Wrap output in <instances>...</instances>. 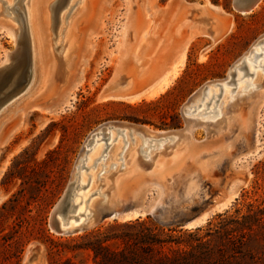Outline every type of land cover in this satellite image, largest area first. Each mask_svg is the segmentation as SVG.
Masks as SVG:
<instances>
[{"label": "rangeland", "instance_id": "1", "mask_svg": "<svg viewBox=\"0 0 264 264\" xmlns=\"http://www.w3.org/2000/svg\"><path fill=\"white\" fill-rule=\"evenodd\" d=\"M78 1L55 0L40 25L44 36L41 43L43 67L48 73V84L31 97L25 94L18 98L30 78V67L26 66L19 73L22 75L27 68L26 81L0 105V208L22 188L27 189L26 196L29 193L38 196L31 204V213L26 214L27 221L20 227L12 229L14 217L5 222L2 229L0 226V239L6 234L9 239H33L25 247L19 264L25 263L26 252L33 243L41 245L44 264H65V259L72 255L65 247L75 244L72 239H83L84 235L93 231L106 233L115 223L141 218L148 224L166 229H194L206 225L217 214L227 210L233 212L245 201L263 199L264 80L259 85L256 83L257 88L240 106L227 107V103L225 105L222 101L224 92L216 107L213 100L212 105L207 107V113L202 112L204 103L208 102L207 98H203L206 94L203 92L202 100L201 96L192 100V105H199L191 108L197 115L190 116V121L184 118L182 107L205 84L229 79L232 67L249 55L250 49L254 48L250 58L255 53L258 55L254 63L249 58L246 60L248 71L252 74H247L237 83L232 74L230 85L223 86L229 91L236 85L245 86V81H253L256 70L264 77L261 68L264 66V40L256 45L264 38V0L257 10L246 14L234 11L232 0H217V4L212 0H85L83 9L76 13ZM28 2L0 0V19L7 22V28L18 31V39L15 40L8 34L0 36V65L5 62L6 54L18 48L32 50ZM44 2L45 9L48 1ZM71 13L77 15L74 24L78 38L75 68L83 70V80L68 104L69 91L67 87H61L56 67L61 66L63 56L64 37L59 34L61 25L64 24L65 28ZM205 15L219 20L218 23L224 27L218 37H211L199 26L208 20ZM194 28L197 32L191 33ZM201 31L204 35L194 37ZM146 39L162 45L160 54L145 53L147 45L139 58L141 44ZM11 60L7 68L0 69V75L15 66L16 61ZM258 63L260 66L254 67ZM246 71L242 69L236 74L240 76ZM124 80H127L126 83L129 80L128 90L120 87L105 93L106 88ZM210 89V94L221 93L219 85H212ZM257 91L260 93L257 94ZM239 93L236 88L231 96L237 94L238 100L241 97ZM14 99L17 102L9 106ZM151 102L158 103L143 105ZM128 105L143 107L133 112ZM213 108L223 113L219 124L222 129L212 120L200 116L214 115L209 113ZM130 115H137L140 120L134 122L125 118ZM173 116L176 118L173 119ZM127 123L158 134L191 129L193 145L183 158L189 173L175 178L178 164L171 159L167 160L163 170L151 172L148 170L151 163L145 159H151L161 148L170 150L175 142L182 139L184 131L150 136L141 128L118 125L98 131L106 124ZM117 129L125 132V138ZM88 139L91 141L85 147ZM115 143L122 145V157L126 162L130 148L138 144L137 158L146 170L141 169L112 182L110 189L115 191L119 205L103 209L104 178L113 181V177L122 171L124 162L120 154L111 165V155L117 147ZM159 144L162 146L159 147ZM92 146H102L107 158L101 160L99 156L98 160L90 161V155L92 157L95 150ZM26 148H31L30 154H35L29 165L46 161L45 172L49 177L30 173L32 180L27 184L19 178L4 183L15 158ZM50 152L51 155H48ZM79 158H83L82 164L75 170L76 175L72 179L75 185L70 188L69 200L73 206L68 207L64 217L59 216L63 218L62 222L67 223L66 226L72 222L78 228V224L87 220L92 210L91 200L98 199L100 203L96 209L100 218L94 226L81 229L76 234L57 235L49 228V215L66 190ZM93 173L96 174L97 186L86 194L91 188ZM37 179L47 182L41 192L33 191ZM109 211L116 216L103 219ZM63 249L58 254V250ZM84 256L81 254L74 261L93 264L91 254L87 259Z\"/></svg>", "mask_w": 264, "mask_h": 264}, {"label": "trees", "instance_id": "2", "mask_svg": "<svg viewBox=\"0 0 264 264\" xmlns=\"http://www.w3.org/2000/svg\"><path fill=\"white\" fill-rule=\"evenodd\" d=\"M212 1L218 3L217 0ZM158 102L143 105L151 106ZM143 105L128 107L138 112ZM125 118L134 122L140 120L137 115ZM30 149L26 148L15 158L5 175L4 183L19 178L23 184H27L32 180L30 173L49 177L45 172L48 166L46 161L29 165L35 155L30 154ZM37 168L41 170L37 171ZM35 182L37 186L33 191L37 192H41L47 184L38 179ZM26 190L20 189L1 206V229L13 217L14 230L27 221L26 214L31 213V204L38 196L33 193L26 196ZM233 210L217 214L206 225L194 229H166L148 224L141 218L115 223L106 233L93 231L84 235L83 239H72L75 244L65 247L72 254L65 259V264H78L74 258L81 254L85 255L84 259L91 254L93 264H264V197L261 200L245 201L241 207ZM9 238L7 234L1 236L0 264H19L25 247L33 239ZM63 251L58 250V254Z\"/></svg>", "mask_w": 264, "mask_h": 264}, {"label": "bare ground", "instance_id": "3", "mask_svg": "<svg viewBox=\"0 0 264 264\" xmlns=\"http://www.w3.org/2000/svg\"><path fill=\"white\" fill-rule=\"evenodd\" d=\"M44 1H46V0H29V2L27 3V7H28V10H27L28 11V18L27 19H29L28 20L29 21V23H28L29 24V32H30L29 33V37H30V43L32 44V50L30 48L27 49V50L26 49L24 50L23 48H18L13 53L6 54L5 62L3 64L1 63L2 65H0V69L1 68H7V65H9V62H10L11 59H12L11 61H13V62L17 61V66H18V64H20V68H18V72H17V79H20V81L23 79V83L26 81V70H27L28 66L30 67V78H29V80L27 82V85H26V87L24 89V92L20 96H18V98L21 97L22 95L25 96V94H26V96L28 95V96L31 97V95H34L37 92L41 91L44 88L45 84L47 83L46 81H47L48 73L44 70V67H43L44 58H43V52H42V49H41V43L44 40V36H43V34L41 32V26L40 25L42 23L43 17H45L49 13L50 4L52 2L54 3L55 0H47L48 4H47L45 9H44V6H45V2ZM78 2H79V4H78V8L76 7L77 8L76 13L80 12L83 9L84 5H85V0H80ZM262 2H263V0H260L252 11L257 10L261 6ZM252 11H250V12H252ZM73 12H74V10H73ZM250 12H247V13H250ZM242 14H246V13H242ZM71 15H72V13H71ZM71 15H70V17H71ZM76 16L77 15H74V16L72 15V17L70 19L68 18L69 20H67V25L64 28L63 27L64 24H62L61 25L62 27H61V30H60V33H59V34L63 35V37H64V45L62 47V49H63L62 64H61V66L57 65V67H56V76H58V74H59V77H60V80H61V83H62L61 87L65 86V87H67V90L69 91L70 99L68 101V104L71 103L70 100L73 99L74 92L79 88V86L81 85L82 80H83V70L81 68L80 69H76L75 68L76 67L75 66V59H76V54H77L76 52L78 50L77 49L78 48L77 47L78 38H77V36L75 34V31H74V24H75ZM205 17H207V15H205ZM207 18H208V20H206L207 23L205 21L203 25L200 24L199 26L203 27V29L205 30L206 33L208 31V33L211 35V37H213V38L218 37L222 33V31L224 30V27L220 25V22L218 23L219 20L217 21V20H215V18L210 17V16L207 17ZM62 23H63V21H62ZM6 24H7V22H4V21H2L0 19V36L3 35V34H8L14 40L18 39V31H17V29L15 28L14 31H13L12 27H11V29L9 27L7 28V26H9V25H6ZM62 30H63V32H62ZM199 30H200V28H199ZM263 40H264V38L259 40L256 43V45L261 43ZM141 45H143V44H141ZM139 52H137L138 56H139ZM253 52H254V48L250 49L249 55L253 54ZM14 54H15V56H13ZM21 55H23L25 57L24 62H22V63L20 62ZM249 55H245L244 57H242V59L240 61H238V63H236L232 67V71L229 74V79H230V76L233 74L235 76V80H234L235 83H237L238 81L242 80L247 74H249V75L252 74V73H250V71H248V64H247L246 60L249 58L253 62L254 59L258 55L255 53L254 57H252V58H250ZM138 56H136V57H138ZM26 66H27V68L23 70V74L19 75L20 71ZM259 66H260L259 63L258 64H254V67H259ZM261 68L264 70V66H261ZM242 69H245V70L247 69L246 73L241 74L240 76L238 74H236L237 71L240 72ZM251 70H253L252 67H251ZM253 75L254 76H253V81L252 82H250V81L246 82L245 81V86H241V85L237 86L236 85L230 91L229 90H225L226 87L223 86V85H228L229 84L230 80L227 79V78L224 79V80H221V81H213V82L205 84L206 85L205 86V90L204 89H199L193 95V97L191 98V102H189L186 105V107L183 110L185 112H183V113H185V115H187L189 117L192 116L193 114L195 115V112H193L191 108H193L194 106L199 105L198 103L192 105V102H194L192 100H194L197 96H199V97L201 96V100L203 98H207L208 102L204 103V108L201 110L202 112L207 113L206 110H207L208 105H210L211 102L214 100V102H213L214 103V107H216L219 99L221 98V94L224 93V92H225V96L222 95V96H224L222 98L223 99L222 101H224L225 105L227 103V107H232L235 104H236V106H240L242 103H244V101H246L245 100L246 97L247 98L250 97L249 95L251 94V92L257 88L256 83H258V85H259L264 80V77L261 75L259 70L258 71L256 70L255 73L253 72ZM4 78H5V74L4 75L3 74L0 75V81H3ZM129 80H128V83H126L127 80H124L125 83L124 82L123 83L117 82L115 84H112L111 86L106 88L105 93H107L109 91H114L115 89H118L120 87L121 88L123 87V89H125V90L127 89L128 90ZM14 82H16V81H14ZM133 83H134V80H133ZM212 85L213 86H218V85L220 86V89H221V93L219 92L220 95L218 93L217 94H210L211 91H212L210 89V87ZM236 88L239 89V91H240L239 94H241V97L238 100H236L237 94L235 96H231V93ZM247 88H248V90H246ZM129 90H130V88H129ZM203 92H206L205 97L202 96ZM259 93L260 92H258L257 94H259ZM256 96H258V95H256ZM228 97L230 98V101L227 102ZM16 99L12 100L10 102L9 106H11L13 103L15 104V102H17ZM225 105H224V107H225ZM209 113H213L214 115L209 116V117H205L203 115H200V116L202 118H204V119L212 120V122H214V124H216L217 127L220 126L219 128L222 129L223 128L222 125H219V124L221 122L220 120L223 119V117H222L223 113H221L220 111L215 110V108L210 109ZM196 115H197V113H196ZM128 124L129 123L120 124L118 126H130L132 128H134V127L137 128L138 127V128H141L142 132H144L145 134L150 135V136H160V135H165V134L166 135H168V134L173 135L176 132L184 131L182 129V130H178V131L160 132L161 134H158L157 132L150 131V130L142 127V126H138V125L135 126V125H128ZM116 126L115 125H109V126H107V128L111 129V128H114ZM102 130H104V128L100 129L98 131H102ZM117 131H120V130L117 129ZM100 134L102 135V133H100ZM120 134L122 135L123 138H125L126 134H125L124 131H120ZM91 135H97V134L96 133L95 134L92 133ZM91 135H90V137H91ZM89 140L91 141V139H88L86 141V143H85V147H88ZM124 141H125V143L127 145L126 139H124ZM136 142L137 141H135V143ZM175 143H174V146L172 148H170V150H166V149L161 148V150L158 151L157 154L153 155L151 157V159L146 156L147 158H145V159L150 161V163H151V166L148 169L149 171L155 172V171L163 170L167 160L171 159L175 163L178 164L177 165V169H176V174H175L176 177L175 178L180 177L182 173H189L187 171V169L184 167V162L183 161H185V160L183 158L188 155L189 150H190V148L193 145L191 129H188V130L185 129V131L182 133V139L179 142H177L176 144ZM138 144H135V146L132 145L133 147L130 148V151L128 152L127 162L122 157L123 152L121 150L122 149L121 148L122 147L121 144H120L121 146H118V144H116L117 147L114 148V151L112 150L113 153L111 152L112 155H111V160H110V161H112L111 165H112V163H114L117 160V157L120 154H121V157L124 160V162L121 165L122 166V171L120 173H117L113 177V179H112L113 181H111V179H109L108 177L104 178V185L106 186V188H104L105 190L102 191V195L105 197V199H103L101 201V203H102L101 204V208H103V209H105V208H115V207H118V205H119V203H118L119 200H118V198L116 196L115 191L110 189V185H111L112 182H117L121 177H124L127 174H130V173H133V172L136 173L139 170L144 169V168H142L144 166L142 165V163L137 158ZM99 145H102V144L99 143ZM144 145H146V143H144ZM97 146L96 147L92 146V148H95V150L92 153V157L90 155V158H91L90 161L95 159V158H97V157H99V156H100L101 160H105L107 158L106 154H105L106 150L102 149V146H99V147H97ZM161 146H162V144H159V147H161ZM82 160H83V158H81V159L79 158L77 160L76 164H75L74 172H73L72 177L70 179V183L72 185H75V182L72 181V179H74V176L76 175L75 170L82 164V162H81ZM97 160H98V158H97ZM108 165H110V162H108ZM144 170H146V169H144ZM92 176H93L92 184L90 183L91 188L89 190H87L86 194L90 193L97 186V182L95 181L96 174L93 173ZM168 181H171V180H168ZM114 185H115V183H114ZM111 188H113V187H111ZM113 189H115V188H113ZM106 192H107V194H106ZM93 200H91V203H90V208L92 210L89 212L90 214H88L89 216H88L87 220L82 221V222H85V223L80 222L81 224H78L79 230L84 229L86 227L94 226L99 221L100 214H99V210L96 209V206L99 205L100 200H98V199L95 200V201H93ZM70 205H71V200H70ZM71 206H73V205H71ZM117 214L119 215V213H117ZM59 215L60 214H58L56 216V218L59 221L60 228H62L63 230H74V229L77 228V227L75 228V224H73V225L71 224L72 222L69 223L68 226H66L67 223L65 221L62 222ZM115 216H116V213H114V215L110 216V218H113ZM195 222H197V221H195ZM35 244H37L36 247L31 244L32 246L27 250L28 252L26 254L27 256L25 258V263L24 264H44L42 247L38 243H35ZM34 247L36 249L35 252H31L30 249L32 250Z\"/></svg>", "mask_w": 264, "mask_h": 264}, {"label": "water", "instance_id": "4", "mask_svg": "<svg viewBox=\"0 0 264 264\" xmlns=\"http://www.w3.org/2000/svg\"><path fill=\"white\" fill-rule=\"evenodd\" d=\"M259 1L260 0H232V9L238 13H247V12L252 11ZM24 59H25V57L23 55H21L20 62L21 63L24 62ZM18 68H20V64H18V66H17V61H16L15 66L13 68H10L9 70H7L4 73L5 74L4 80L0 81V105H2L7 99L12 97L14 92L18 88V86L23 84V79L21 81H20V79H17ZM14 81H16V82H14ZM205 86L206 85L202 86L200 89L205 90ZM189 102H191V99H190V101H188V103ZM188 103H186L182 107V113L185 112L183 110ZM183 116L187 121H190L189 116L185 115V113H183ZM109 125H119V124H106V125L101 126L100 129H103V128L105 129ZM71 186H72V184L69 182L66 190L62 194L61 198L53 206V208L50 212V215H49V228L53 233H55L57 235H73V234H76L80 231L79 228H76L74 230H63L62 228H60L59 221L56 218V216L58 214L63 215V217H64L65 212L67 211L68 207L70 206L69 197H70ZM106 215H108V216H106ZM106 215L104 216L103 219L114 215V213H113V211H109V212H107ZM61 219H63V218H61ZM32 245H34L35 247L37 246V244H35V243H33ZM35 247L32 250L30 249V251L35 252V250H36ZM22 264H24V261Z\"/></svg>", "mask_w": 264, "mask_h": 264}, {"label": "crops", "instance_id": "5", "mask_svg": "<svg viewBox=\"0 0 264 264\" xmlns=\"http://www.w3.org/2000/svg\"><path fill=\"white\" fill-rule=\"evenodd\" d=\"M214 8H217V6L214 7ZM196 30H197L196 28L192 29V30H191V33H195ZM200 35H204V34L202 33V31H201L200 33H196V34L194 35V37H196V36H200ZM194 37H193V38H194ZM150 43H151V41L148 42L147 39H146L145 43L141 46V50H140V58H141L142 52L144 51V50H143L144 47H146L147 45H148V47L145 48V49H146V52H145V53H147V54H152V55L155 54V56H156V55L160 54L161 50H163V49H162L163 47H162V45H161L160 43H157V42H152L151 44H150Z\"/></svg>", "mask_w": 264, "mask_h": 264}]
</instances>
